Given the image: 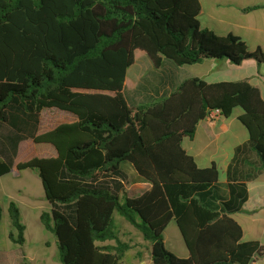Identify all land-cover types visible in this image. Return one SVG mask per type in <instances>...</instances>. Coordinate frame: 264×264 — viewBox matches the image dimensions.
I'll list each match as a JSON object with an SVG mask.
<instances>
[{"label": "trees", "instance_id": "1", "mask_svg": "<svg viewBox=\"0 0 264 264\" xmlns=\"http://www.w3.org/2000/svg\"><path fill=\"white\" fill-rule=\"evenodd\" d=\"M200 11L198 0H0V123L18 135L14 147L28 127H38L45 109L76 118L28 135L36 145L52 146L55 157L15 166L38 172L48 203L72 204L73 222L57 209L40 215L56 237L61 264H123L127 245H97L116 240V213L149 243L152 264H250L264 255L258 241L242 239L232 217L247 199L250 177L237 178L241 162L227 173L228 196L220 199L212 196L218 169L199 168L183 147L211 113L229 119L240 110L238 120L264 170L258 89L247 81L207 84L193 78L151 104L130 106L124 97L133 87L128 73L143 57L154 69L164 60L177 67L204 60L264 64L261 49L201 29ZM121 163H129L150 189L129 199L93 186L117 175ZM9 168L0 158V178ZM1 215L0 207V221ZM8 215L14 230L9 239L21 246L25 228L13 202ZM172 222L187 258L165 247L162 234Z\"/></svg>", "mask_w": 264, "mask_h": 264}, {"label": "crops", "instance_id": "2", "mask_svg": "<svg viewBox=\"0 0 264 264\" xmlns=\"http://www.w3.org/2000/svg\"><path fill=\"white\" fill-rule=\"evenodd\" d=\"M198 1L201 6L198 15L201 29L209 30L218 37L234 35L241 39L249 50L261 49L264 53V0ZM146 60L142 62L145 71L135 70V63L128 73L127 78L133 87L129 90L125 89L124 97L130 106L154 103L171 94L183 81L193 78L207 84L247 81L258 89L264 101V64L244 63L234 66L226 60H204L197 64L177 67L171 61L164 60L161 68L154 69L150 60L148 58ZM239 115L240 113H234L231 118L226 119L218 113H212L198 124L193 137L186 139L183 147L199 168H209L214 165L218 169L220 179L212 189V196L220 199L225 200L228 196L227 173L232 170L234 164L241 162L243 174L237 173V178L250 177L246 180L247 199L242 211L232 217L240 225L244 241H258L264 246V170L261 169L257 155L249 146L248 133L239 122ZM53 116L50 115L49 118L44 116L42 119V133L54 129L65 121H55ZM67 120L68 123H73L76 118L70 117ZM39 125H41L40 117ZM27 130L32 134L34 127H28ZM16 136L18 135L11 128L6 132H0L1 159L4 160V153L13 154L19 151L20 144L14 147ZM44 146H47L44 149L46 154L42 158L56 156L52 146ZM35 172L38 175V172ZM93 186L107 188L120 198L129 199L138 198L150 189V184L139 178L129 163H121L117 175L103 178ZM18 193L29 200L33 199L29 191L23 189ZM15 203L20 211L18 203ZM72 210L73 207L70 209V220L73 222ZM113 218L116 240L97 242V245L116 247L117 243L121 242L128 246L123 256V264H152L149 243L122 216L116 213ZM169 230L175 236V246L167 245L170 240ZM162 236L165 247L170 252L179 258L188 257L175 223H170ZM250 264H264V255L252 258Z\"/></svg>", "mask_w": 264, "mask_h": 264}, {"label": "rangeland", "instance_id": "3", "mask_svg": "<svg viewBox=\"0 0 264 264\" xmlns=\"http://www.w3.org/2000/svg\"><path fill=\"white\" fill-rule=\"evenodd\" d=\"M141 60L142 58L136 61L135 70L137 71L140 69L145 71L142 62L147 60L144 57L142 62ZM235 113H240V110H236ZM50 115H54L55 121L65 120L63 123H68L67 118H75L67 112L57 109H45L40 114L41 125L31 131L33 136L42 134V119L44 116L49 118ZM7 129H10L8 125L0 123V132H6ZM28 135L30 136L29 130L26 131V137L19 143L18 152L15 151L13 154L7 152L4 153L3 157L10 168L9 173L0 178V207L2 209L0 221V264H61L56 237L44 229L40 222V215L43 212L49 213L52 209H57L70 218L72 204L61 206L48 203L44 198L40 179L35 174L36 170L16 171L15 166L17 163L26 162L32 158H42L46 154L44 149L47 146L34 144ZM23 189L31 192L33 199L29 200L18 193L19 190ZM10 202H17L20 207V222L25 228L24 243L21 246L14 244L9 239V234L14 233L8 215ZM168 235L170 240L167 245L175 246V236L172 235L171 230L168 231Z\"/></svg>", "mask_w": 264, "mask_h": 264}, {"label": "built area", "instance_id": "4", "mask_svg": "<svg viewBox=\"0 0 264 264\" xmlns=\"http://www.w3.org/2000/svg\"><path fill=\"white\" fill-rule=\"evenodd\" d=\"M213 113H218V112H213ZM211 114H212V113H211ZM211 114H210V115H211ZM218 114H219V113H218ZM210 115H209L208 117H210ZM208 117H207V118H208Z\"/></svg>", "mask_w": 264, "mask_h": 264}]
</instances>
